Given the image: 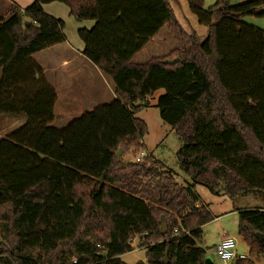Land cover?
I'll list each match as a JSON object with an SVG mask.
<instances>
[{"label":"trees","instance_id":"16d2710c","mask_svg":"<svg viewBox=\"0 0 264 264\" xmlns=\"http://www.w3.org/2000/svg\"><path fill=\"white\" fill-rule=\"evenodd\" d=\"M186 1L207 27L202 43L168 0H34L0 17V117L25 120L0 140V264H125L136 237L147 264L165 256L167 264H205L201 228L213 219L195 186L230 198L264 194V30L243 21L264 17V0H216L208 9ZM51 3L94 23L77 31L82 55L117 98L61 130L49 126L56 94L32 59L65 42L63 22L42 10ZM163 28L176 48L132 63ZM158 90L159 117L182 143L186 186L148 153L139 163L118 156L144 151L147 126L135 115ZM237 215L248 257L231 264L264 260V239L255 237L264 238V209Z\"/></svg>","mask_w":264,"mask_h":264},{"label":"rangeland","instance_id":"374dc122","mask_svg":"<svg viewBox=\"0 0 264 264\" xmlns=\"http://www.w3.org/2000/svg\"><path fill=\"white\" fill-rule=\"evenodd\" d=\"M34 0H11L20 10L30 6ZM216 0H202L203 8L208 9L215 4ZM250 0H234L230 4H240ZM0 10L6 7V4L0 1ZM175 17L181 28L187 33H195L199 43H202L207 35V27L199 25L195 16L189 11L186 0H168ZM43 12L57 20L63 22V34L67 44L65 47H81L82 42L77 36V30H90L93 22L75 21L68 12V9L60 4L53 3L42 7ZM5 12V11H4ZM8 12V11H6ZM244 22H249L252 26L264 30V17H246ZM68 45V46H67ZM74 48V49H75ZM176 48V43L165 28L161 29L157 38L151 41L145 52H139L132 59L134 64H142L153 57H163ZM56 54L55 50L51 55ZM164 95L163 90H158L152 96L147 98V107L138 112L135 117L144 121L147 126V133L144 135L142 144L153 160L163 166V170L170 173L178 183L182 179H189L181 172L177 163L176 153L181 148L182 143L171 129L170 126L163 123L159 117V111L156 108L157 99ZM22 117L4 116L0 118V140L17 130L24 124ZM1 125H3L1 127ZM134 153L130 151L119 155L124 163L133 162ZM195 193L198 199V205L204 206L213 219L205 224L202 230V242L200 247L206 251V255L213 254V248L219 243L223 236L232 238L235 242V253L248 257V247L237 234L238 210L264 208V194L259 192H246L237 194L230 198L223 192L212 194L206 187L195 186ZM202 202V203H201ZM138 241L133 244V250L121 256V261L125 264L146 263L145 249L140 248ZM214 257V255H213ZM253 264H264L260 257L251 258ZM214 264H220L215 258Z\"/></svg>","mask_w":264,"mask_h":264},{"label":"crops","instance_id":"0c3cea01","mask_svg":"<svg viewBox=\"0 0 264 264\" xmlns=\"http://www.w3.org/2000/svg\"><path fill=\"white\" fill-rule=\"evenodd\" d=\"M0 1L6 4V7L0 10V17H2L9 12L11 4L14 3L11 0ZM245 23L250 24L249 22ZM157 35L141 50L142 52H145L151 41L157 38ZM66 44L67 41L65 40L63 44L32 56L33 61L41 68L46 81L55 91L54 119L49 126L58 130L66 128L73 120L79 118L84 113L117 100L111 80L83 57V44L81 47H74L75 49L68 45V47L63 48L62 46ZM53 50H55L56 54L51 55ZM181 181L182 183H177L181 186L189 185L188 180L182 179ZM197 199L199 198L197 197ZM262 209L264 208H254L252 210ZM213 255H206V257H209L214 264L215 257Z\"/></svg>","mask_w":264,"mask_h":264},{"label":"built area","instance_id":"2783aa9c","mask_svg":"<svg viewBox=\"0 0 264 264\" xmlns=\"http://www.w3.org/2000/svg\"><path fill=\"white\" fill-rule=\"evenodd\" d=\"M147 155L146 151H141L136 157H134L133 162L139 163ZM139 240L137 237L133 238L130 242V246L133 248L135 241ZM139 243V241H138ZM214 257L219 261L220 264H231L234 259L245 260L247 257L243 255H237L235 253V242L232 238L223 236L219 243L213 248Z\"/></svg>","mask_w":264,"mask_h":264},{"label":"water","instance_id":"95a60500","mask_svg":"<svg viewBox=\"0 0 264 264\" xmlns=\"http://www.w3.org/2000/svg\"><path fill=\"white\" fill-rule=\"evenodd\" d=\"M179 62V59L178 58H175V59H171V60H166L164 63L165 64H168V65H174L176 63ZM121 154V152H118V156ZM166 232V227H165V223L162 222L161 223V234H164ZM255 237L260 241L262 242L263 241V236L259 235V234H256ZM164 263L167 264V260H166V256L164 257ZM204 263L205 264H212V260L209 258V257H206L205 260H204Z\"/></svg>","mask_w":264,"mask_h":264}]
</instances>
